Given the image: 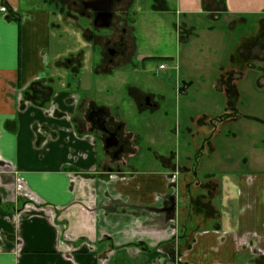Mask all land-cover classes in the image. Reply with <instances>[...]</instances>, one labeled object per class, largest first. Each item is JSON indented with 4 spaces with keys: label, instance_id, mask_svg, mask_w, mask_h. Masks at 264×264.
<instances>
[{
    "label": "crops",
    "instance_id": "0c3cea01",
    "mask_svg": "<svg viewBox=\"0 0 264 264\" xmlns=\"http://www.w3.org/2000/svg\"><path fill=\"white\" fill-rule=\"evenodd\" d=\"M204 1V15L214 14L215 22L232 26L228 30L234 35L231 47H219L215 56L211 42L223 29L202 24L207 26L202 34L209 37L208 45L204 40L202 44L213 47L209 57H218L215 67L234 69V75H241L240 69H264V33L235 35L247 20L230 13L225 3L220 7L219 1ZM68 2L0 0V264H264V146L258 149V134L252 129L217 130L243 120L229 116L243 86L190 82L193 94L176 103L175 116L181 122L196 121L198 128L192 126L186 135L179 129L174 135L175 148L184 143L189 151L188 169L194 172L184 181L186 189L178 192L177 179L175 192H170L172 173L163 168H115L112 149L105 147L104 134L88 116L92 107L104 108L113 117L125 144V134L132 130L123 116L124 103L132 98L138 111L143 103L150 112L160 104L149 92L135 98L133 89L139 88L128 85L126 93L119 91L121 99L112 102L113 110L94 95L102 93V84L93 83L94 96L83 84L82 70L75 83L55 76L59 57L72 42L54 33L64 12L73 14L75 1ZM158 2L160 11L169 10L167 0ZM208 17L204 19L211 21ZM262 17L255 23L264 31ZM95 42L91 39L92 52ZM80 51L73 50L77 58ZM212 62H205V68ZM112 64L109 58L102 75L113 74ZM108 90L104 96L111 97ZM209 90L224 101L210 98L214 95ZM197 96L206 109L194 116ZM239 136L245 137L244 147L238 144L229 153L218 148L217 140L226 143ZM141 139L132 145L135 153L144 149ZM198 170L205 177L195 178ZM199 185L203 194L195 189Z\"/></svg>",
    "mask_w": 264,
    "mask_h": 264
},
{
    "label": "rangeland",
    "instance_id": "374dc122",
    "mask_svg": "<svg viewBox=\"0 0 264 264\" xmlns=\"http://www.w3.org/2000/svg\"><path fill=\"white\" fill-rule=\"evenodd\" d=\"M67 1L71 2L72 0ZM73 1H75V7L72 10L70 9L73 14L66 16L67 12H64L63 17H60L63 20L59 28H57V32H54L56 33V37H58L57 33H59V35H62V38L68 37L72 41L69 42L65 55L59 57V67L57 68L58 70H55V76L61 77L62 75L75 83V76L83 71L81 81L83 84L90 86V91L93 92L92 95L96 87H94L93 83H97V85L102 84L100 87L104 88L103 91L107 87L109 94L110 92L113 94L111 97L107 96L109 98L108 101L107 97L104 96L105 91L94 94L95 97L99 95L98 100L104 104L109 103L112 109L114 108L113 110H115V105L113 106L112 102L115 103L118 99H121V95L118 93L125 92L128 85L141 89V91L133 89L135 98L140 100L146 95L145 93L149 92L150 97L154 98L155 101L158 100L160 104V109L150 112V110L144 108L145 105L143 103L138 111L131 101L132 98L124 103L123 108L125 110H123V116L127 119V125L132 132L129 131L125 134V153L121 154L119 159L113 162L115 168L120 167L122 170H128L132 167L146 170H161L163 168L162 170L168 171V174L172 173L169 177L170 180L172 179L173 185L170 192H175L176 186H174V182L177 179L179 181L178 192L179 190L186 189L183 186L184 181L187 178L190 179L194 172L192 173L188 169L187 157L189 151L186 152V148L184 149V143H182V146L179 143V147L175 148L174 135L179 129H181L182 134L186 135L187 133H191L192 126L194 130H198V128L196 121L193 123L187 121L181 122L180 118L175 116L174 109H177L176 105L178 103L185 102L182 98L193 94L192 92L189 93L191 91L189 90L191 89L190 82L211 84V86L217 85V83H224V86L227 85L229 88H232L234 83L241 84L243 86L242 95L237 100L235 113L229 116L232 118L239 117L243 120L236 123L219 124L220 128L217 130L222 133L230 130H234L236 133H245L246 130L252 129L257 132L256 135L258 134L260 142L258 143V149L260 150L264 146L262 144V142L264 143V69H240L241 75L238 72L234 75L232 72L234 69H217V66L215 67V60L218 57H215V60L212 55L211 59L209 57L210 48L212 49L213 47L205 49L202 44V40H204V43H207L206 40L209 39V37L204 36L201 32L204 27H207L206 25L202 26V24L204 22L205 24L211 22V26L223 29L221 35L218 33L214 34L213 41L211 42L213 46L215 45V56L219 53V47H221V50L223 47L226 50L231 47L234 43V35L232 34L233 32H229L228 30L232 26H227L224 22H219L220 24L218 25L212 13L208 15L205 12L204 15V11H206L204 0H167L169 9L167 11L159 10V7L156 6L158 0H120V2L113 4L111 26L100 29L92 24L93 11L82 7L81 1L85 0ZM215 1L220 2V7L225 3L230 13L232 12L236 16H241L244 20H247L246 24H239L240 26L236 27L235 35L246 36L251 33L252 35L264 33L258 24L259 22L255 23L257 18L260 21V17L264 16V0ZM139 4L143 5V7L138 8ZM81 11H84V14L80 15ZM59 16L57 17L59 18ZM208 16L211 18V21L204 19V17ZM185 19H189L190 22L193 21V26L189 22H186ZM221 24L223 25L221 26ZM196 33L200 35L199 39H196L197 41H195L197 37ZM120 37L123 42V52L113 59L112 68H109L113 69V74L102 75L105 67L104 64L110 58L106 47L112 46L114 43L116 45ZM90 38H95V43L97 44V49L94 52L89 47L91 44ZM188 48L190 49L188 51L190 58L185 53ZM78 49L83 52L81 54L80 51L81 57L79 58H77L78 55H75L76 52H73V50L76 51ZM87 49L89 52H85ZM191 50H196L197 52L193 53ZM139 56H141V59ZM179 58L184 60V62L180 64ZM67 59L73 64L68 65ZM209 60L213 62L206 69L205 62H209ZM160 63L165 64V67L159 70L158 65ZM79 66H81V69H78ZM185 66L186 69H184ZM187 67H190V69H187ZM244 88L246 89L244 90ZM229 91H232V89H229ZM197 92L200 93V91ZM206 92L212 94V92L215 93L216 91L209 90ZM200 96L194 99L195 104L192 110L194 116L200 113L199 110L202 107L206 109V103L200 99ZM210 98L216 101L217 98H223L224 101V96L221 97L218 94ZM127 105H130V107H127ZM127 108L130 110V114H128ZM178 108L182 109L180 105ZM248 121H250V124ZM134 135L137 138L138 136L142 137L140 145L144 149L140 153L134 152L136 149L134 148V142L137 139ZM244 140L245 137L240 136L234 139L229 138L225 141L226 143L219 139L217 140V145L219 149H227L225 152L229 153L231 149L237 150L236 146L238 144H240V147H244ZM200 161L198 162L200 163ZM199 170L198 177L195 178L200 179L204 175L202 176V171ZM202 188L199 185L195 189H197L196 191L199 194H203Z\"/></svg>",
    "mask_w": 264,
    "mask_h": 264
},
{
    "label": "flooded vegetation",
    "instance_id": "af4514ba",
    "mask_svg": "<svg viewBox=\"0 0 264 264\" xmlns=\"http://www.w3.org/2000/svg\"><path fill=\"white\" fill-rule=\"evenodd\" d=\"M85 1H90V0H85ZM85 1H82V4ZM115 2L116 1L112 2L111 8H110V11L112 13V17H111L109 26L108 27H98V29H100V28H109L111 26L112 19H113L112 7H113V4ZM82 6L84 7V5H82ZM84 9H86V10L89 9V10L93 11L90 8H84ZM81 13L84 14V11H81ZM93 13L95 15L94 11H93ZM92 24H93V20H92ZM123 32H124V30H123ZM117 44L115 45V43H114V45L106 47V51H107L108 55L110 56L111 60H113L115 56H117L118 54L123 52L122 51L123 42H122V38L121 37H120V40H119V42ZM67 61H69V59H67ZM148 99H149L148 97H145V100H148ZM98 108H100V107H92V109L90 110L88 116H89V118H91V120L93 122V125L95 127H97L104 134V138H108L110 134H113V132L116 133V135L118 137L117 145L116 146H110L108 149H112V154H111L112 157L115 158V159H118L119 156L123 152H125V148H126L125 144L121 141L120 136H119V133L121 131V126L118 123H113V117L108 113L109 119H108V121L106 123V126H105L106 128L105 129H101L100 126H103V120L101 121V113H98L96 111ZM113 141H114V139L111 138L110 142H113ZM118 150H120L119 153H118Z\"/></svg>",
    "mask_w": 264,
    "mask_h": 264
},
{
    "label": "water",
    "instance_id": "95a60500",
    "mask_svg": "<svg viewBox=\"0 0 264 264\" xmlns=\"http://www.w3.org/2000/svg\"><path fill=\"white\" fill-rule=\"evenodd\" d=\"M113 1L118 0H90L83 2L85 8H90L95 12L93 18V25L96 27H108L110 24V20L112 17V13L110 11L111 5ZM98 113H101V121L103 120V126H100L101 129H105L106 123L109 119L108 112L105 111L104 108H98L96 110ZM91 119V118H90ZM92 121V120H91ZM113 138L114 141L110 142V139ZM118 142V137L115 132L110 134L108 138H105V147L109 148L110 146H116ZM120 150H118V153Z\"/></svg>",
    "mask_w": 264,
    "mask_h": 264
},
{
    "label": "built area",
    "instance_id": "2783aa9c",
    "mask_svg": "<svg viewBox=\"0 0 264 264\" xmlns=\"http://www.w3.org/2000/svg\"><path fill=\"white\" fill-rule=\"evenodd\" d=\"M165 67V64H163V63H160L159 65H158V69L160 70V69H163Z\"/></svg>",
    "mask_w": 264,
    "mask_h": 264
},
{
    "label": "trees",
    "instance_id": "16d2710c",
    "mask_svg": "<svg viewBox=\"0 0 264 264\" xmlns=\"http://www.w3.org/2000/svg\"><path fill=\"white\" fill-rule=\"evenodd\" d=\"M161 58H164V57H161ZM139 244H140V243H139ZM139 244H138V245H139Z\"/></svg>",
    "mask_w": 264,
    "mask_h": 264
}]
</instances>
